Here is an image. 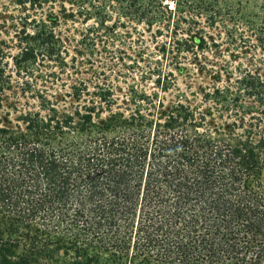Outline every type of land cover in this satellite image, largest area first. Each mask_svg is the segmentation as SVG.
Segmentation results:
<instances>
[{
  "label": "trees",
  "instance_id": "1",
  "mask_svg": "<svg viewBox=\"0 0 264 264\" xmlns=\"http://www.w3.org/2000/svg\"><path fill=\"white\" fill-rule=\"evenodd\" d=\"M56 1L0 0L20 13L19 72L60 55L57 18L42 13ZM65 1L147 25L166 14L193 32L187 48L221 27L252 55L194 105L143 95L120 111L84 85L71 108L39 91L38 110L0 99V264H264V0Z\"/></svg>",
  "mask_w": 264,
  "mask_h": 264
},
{
  "label": "rangeland",
  "instance_id": "2",
  "mask_svg": "<svg viewBox=\"0 0 264 264\" xmlns=\"http://www.w3.org/2000/svg\"><path fill=\"white\" fill-rule=\"evenodd\" d=\"M113 5L114 9L107 10H98L91 4L82 6L90 18L77 4L70 5L65 0L45 6L43 15L57 18L53 30L61 53L55 60L39 55L19 72L13 58L24 47L18 34L20 13L0 2V50L6 55V74L12 84L11 91L0 98L2 105L38 110L40 100L31 94L39 91L47 99L71 108L75 104L66 95L71 87L81 85L91 95L99 89L111 91L120 111L126 105L132 108L131 103H137L143 95L160 100L164 109L176 101L194 105L200 103L204 92L224 85L230 73L237 77L238 68L252 55L245 53L241 43L232 41L221 27L207 30L205 48H187L196 43L193 32L187 33L188 25L183 24L175 33L173 19L168 23L166 14L158 18L159 22L147 25L122 16ZM97 12L99 16H95ZM187 37L191 42L185 44L181 38ZM10 113L13 120L15 114Z\"/></svg>",
  "mask_w": 264,
  "mask_h": 264
}]
</instances>
